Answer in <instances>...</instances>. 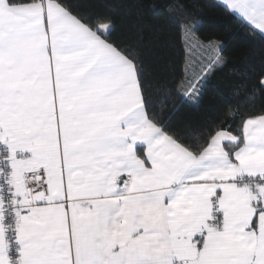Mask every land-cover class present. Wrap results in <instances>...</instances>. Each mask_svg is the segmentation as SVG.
<instances>
[{
    "label": "snow or ice",
    "instance_id": "snow-or-ice-1",
    "mask_svg": "<svg viewBox=\"0 0 264 264\" xmlns=\"http://www.w3.org/2000/svg\"><path fill=\"white\" fill-rule=\"evenodd\" d=\"M171 6L185 52L169 110L143 38L92 0H0V264H264V108L176 120L229 61L193 3ZM210 6L264 39V0Z\"/></svg>",
    "mask_w": 264,
    "mask_h": 264
},
{
    "label": "trees",
    "instance_id": "trees-1",
    "mask_svg": "<svg viewBox=\"0 0 264 264\" xmlns=\"http://www.w3.org/2000/svg\"><path fill=\"white\" fill-rule=\"evenodd\" d=\"M187 2L195 6L192 18L199 21L198 34L220 40L229 62L210 76L199 104H183L176 113V120L194 124L215 120L217 108L229 102L235 106L236 101L240 103V112L264 108V94L258 89L255 94L250 91L264 74V39L250 37L246 29L239 27L236 18L229 19L222 9L210 6L214 0ZM92 5L91 10L112 18L115 35L126 43L135 44L143 38L153 70L163 77L159 103H166L169 110L178 106V100L165 101L163 95L167 82L178 78L184 66L182 29L177 25V21L183 22V17L172 10L171 0H92ZM150 44L157 47L149 52ZM201 59L199 52L192 54L195 70L199 69ZM236 92L241 95H234Z\"/></svg>",
    "mask_w": 264,
    "mask_h": 264
}]
</instances>
